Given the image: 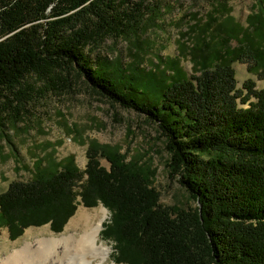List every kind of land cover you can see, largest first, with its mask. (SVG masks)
<instances>
[{
    "label": "trees",
    "instance_id": "16d2710c",
    "mask_svg": "<svg viewBox=\"0 0 264 264\" xmlns=\"http://www.w3.org/2000/svg\"><path fill=\"white\" fill-rule=\"evenodd\" d=\"M168 1L0 0V140L12 145L4 128L20 121L23 104L83 87L156 127L168 177L195 203L160 205L153 169L102 148L110 170L90 156L79 194L70 163L0 196V229L11 238L49 222L60 232L79 195L111 213L101 235L116 263L264 264V90L251 80L238 89L234 70L244 63L264 79V0L244 24L225 0H204L210 10L179 34L177 56L148 67L155 44L146 33Z\"/></svg>",
    "mask_w": 264,
    "mask_h": 264
},
{
    "label": "rangeland",
    "instance_id": "374dc122",
    "mask_svg": "<svg viewBox=\"0 0 264 264\" xmlns=\"http://www.w3.org/2000/svg\"><path fill=\"white\" fill-rule=\"evenodd\" d=\"M225 2L231 10L230 15L240 24H244L246 17L255 11L258 3L256 0ZM167 7L161 22H157V28L152 27L146 33V37L155 45L144 63L145 66L150 67L152 63H156L154 57H176L175 41L179 34L185 32L194 14L201 17L210 10L204 0H169ZM116 50L127 60L124 43L118 44ZM182 66L191 74V65L187 61H183ZM234 70L238 89L242 90L251 80L255 83L256 90H264V79L248 74L246 64L236 62ZM2 106L3 102L0 100V109ZM243 106L246 107L247 104ZM10 111L9 109V113ZM20 113L21 119L15 127L4 128L12 145L0 140V196L7 193L13 184L27 185L43 171H63L70 163L71 170L77 171L79 175V180L73 187L74 191L77 190L75 193L79 194L81 186L88 179L84 171L90 156L101 168L109 171L111 165L101 155L102 148H112L126 156L127 161L133 158L139 164L153 169V187L159 192L160 205L183 210L194 207L195 203L186 191L175 179L168 177L166 163L169 157L164 151L163 140L156 133V127L148 123L144 116L113 107L83 87L75 88L71 93L60 92L36 97L33 101L23 104ZM74 199L75 209L60 232H54L49 222L24 228L22 233L13 239L8 229L1 228L0 259L8 257L13 250L19 249L27 242L34 243L45 237L70 234L78 236L97 224L103 216V208L106 218L103 220L98 241L111 248L103 264H122L114 261V243L101 235L103 225L109 222L111 213L100 202L93 207H86L81 203L79 195ZM79 212L89 215L97 213L98 216L94 221L82 222L67 229Z\"/></svg>",
    "mask_w": 264,
    "mask_h": 264
},
{
    "label": "bare ground",
    "instance_id": "6f19581e",
    "mask_svg": "<svg viewBox=\"0 0 264 264\" xmlns=\"http://www.w3.org/2000/svg\"><path fill=\"white\" fill-rule=\"evenodd\" d=\"M101 211L103 216L97 224L85 228L82 234L45 237L34 243L27 242L19 249L13 250L8 257L0 259V264H103L111 248L98 241L103 220L106 218V211L103 208ZM86 214L79 212L67 229L82 222L94 221L98 216L97 213Z\"/></svg>",
    "mask_w": 264,
    "mask_h": 264
}]
</instances>
